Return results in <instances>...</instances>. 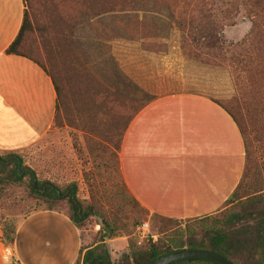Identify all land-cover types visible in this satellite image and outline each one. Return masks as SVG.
<instances>
[{
    "label": "rangeland",
    "instance_id": "obj_1",
    "mask_svg": "<svg viewBox=\"0 0 264 264\" xmlns=\"http://www.w3.org/2000/svg\"><path fill=\"white\" fill-rule=\"evenodd\" d=\"M25 5L32 29L26 33L20 50L54 75L63 89L66 110L61 106L59 124H55L37 144L16 152L0 153L3 158L21 163L26 174L20 183L6 185L0 196V233L5 243V256L10 260L8 264L17 263L7 236L13 237L20 219L48 208L68 216L72 214L66 200L50 204L44 198L32 194V177L38 182L53 184L60 190L75 189L83 208L91 206L92 209L87 211L89 216L83 217L78 227L84 247L101 239L105 240L106 245L114 239L116 243L113 246H123L124 242L119 240L125 239L134 245L135 240L138 242L136 227L142 222L149 223L150 234L155 236L156 241L160 239L163 244L171 247H175L176 243L171 241L177 239L179 234L183 233L180 239L185 240L189 230H193L200 239L199 218L173 219L174 229L161 232L162 219L147 213L124 190V180L113 151L119 138L116 126L121 114H130L132 108L147 102L146 96L138 100L130 98L134 93L147 92L148 81L170 83L171 88L162 91L221 93L220 103L228 106L232 98L237 96L232 70L226 65L204 64L181 54L179 47L184 33L161 0H30ZM99 11L105 13L96 15L95 12ZM250 27V20L240 14L233 26L224 29L221 36L223 43L230 45L239 42ZM90 44L92 49L103 45L110 53L114 52L126 61L132 75L134 71L141 72L143 80L141 87L129 83L123 90L130 98L124 101L119 100V97L109 99L105 105L107 110L95 114V119L88 116L94 110L89 111L92 105L87 98L75 94L77 90L88 87V78L85 75L77 78L78 72L72 63L76 61L81 66L83 64L85 69L92 72L82 54L83 46L90 47ZM164 48L169 53L160 56H151L143 51H159ZM139 65L145 69L131 68ZM88 132L109 138L112 147L107 146L105 149L97 137ZM252 153L249 167L244 172V182H253L257 174L258 179H261L264 174L260 169L264 157L253 147ZM12 164L9 169L13 167ZM5 176L6 173H0V178ZM114 206L131 217L129 224L132 223L131 219L138 222L130 238L126 233H121V236L108 240L110 234L106 235L100 215L103 214L111 221ZM218 216V213L211 214L204 223L211 225ZM146 241L155 242L150 238L145 239L140 245L136 243L137 247ZM124 255L119 248L116 255L111 254V261L117 262Z\"/></svg>",
    "mask_w": 264,
    "mask_h": 264
},
{
    "label": "crops",
    "instance_id": "obj_2",
    "mask_svg": "<svg viewBox=\"0 0 264 264\" xmlns=\"http://www.w3.org/2000/svg\"><path fill=\"white\" fill-rule=\"evenodd\" d=\"M25 8L23 0H0V153L37 144L55 125L57 95L50 76L33 60L5 53ZM93 48L90 44L81 51L91 71L109 89L130 98L123 90L129 83L141 87V72L132 75L126 61L103 45ZM143 51L151 56L169 53L166 48ZM167 88L170 83L148 81L147 92L130 98L146 96L147 102L122 136L117 152L121 175L149 214L176 220L214 214L227 206L243 179V139L219 103L221 93L162 91ZM12 238L19 264H75L82 246L79 229L58 211L30 213L20 219ZM114 240L107 243L111 254L119 248L126 254L127 240H119L121 247L113 246ZM8 262L1 234L0 264Z\"/></svg>",
    "mask_w": 264,
    "mask_h": 264
},
{
    "label": "trees",
    "instance_id": "obj_3",
    "mask_svg": "<svg viewBox=\"0 0 264 264\" xmlns=\"http://www.w3.org/2000/svg\"><path fill=\"white\" fill-rule=\"evenodd\" d=\"M23 1L25 4L30 2V0ZM161 1L167 6L174 22L184 33L181 39V51L184 56L204 64L226 65L232 70V80L237 96L232 98L228 106L222 105L220 101L219 103L233 118L243 139L246 171L253 155L252 147L255 151H259L261 157H264V0ZM25 7L18 34L5 53L24 56L33 60L50 76L57 95V107L54 117V122L57 125L59 124L61 106L66 110L63 89L54 75L47 71L40 62L20 50L26 33L32 29L27 6L25 5ZM102 13L105 12H95L96 15ZM240 14L250 20L249 32L239 42L226 45L222 41V33L226 27L235 24V20ZM68 43L71 44L70 41ZM72 63L74 70L78 72L77 78L83 75L88 78V87H83L81 91L77 90L75 94L82 95V98L86 97L92 105L89 111L94 110V113L88 114L91 119H95V114L101 113L104 109L107 110L105 105H107L109 99L119 97V100H126V98L118 96L106 87L92 72L85 69L82 63V66L76 61ZM98 97L101 100H97ZM143 106L144 103L132 108L130 114H121L120 116L119 124L117 123L116 126L119 135L118 143L113 150L117 166H119L117 152L120 148L122 136L134 115ZM88 133L94 135L95 138L97 137L96 139L99 141H95H98L105 149L107 146H111L109 138H101L98 134L92 132ZM11 163H13V167L9 169ZM260 169L264 172V161ZM0 173H6L4 178H0V196L6 185L20 183L26 175L23 172L21 163L1 156ZM261 176L262 178L258 179L259 174H257L253 182H244L243 178L237 191L229 199L227 208L216 212L220 216L214 220L213 224L204 223V220H207L210 215L199 218L201 223L199 227L201 232L199 233L202 236L200 239L197 238V234L193 230H189L186 232L188 236L185 240L180 239L183 237L182 233L179 234L177 239L171 241L176 243L175 247L163 244L160 239L155 242L146 241L137 247V241L135 240L134 245L136 247L131 242L128 243V253L114 263L111 261L112 251L108 252L105 240L101 239L88 247H84L82 243L80 256L75 264H147L168 253L183 249L215 252L234 264H264V174ZM123 184L124 190L130 193L125 182ZM30 190L32 194L44 198L50 204L66 200L72 212L71 216L67 215V217L77 229H79L82 218L89 216L87 211L92 209L91 206L83 208L76 197L75 189L60 190L53 184L38 182L35 177H32ZM132 199L134 203L140 205L134 197ZM46 210L55 211L52 208ZM147 213L149 212L147 211ZM118 214H121V216ZM152 215L162 219L161 232L174 229L173 225L176 219L165 218L157 214ZM100 216L105 226L106 235L112 233L113 238L121 236V233H126V236L130 238L138 223L131 219L132 223L129 224L131 217L118 208L114 209L111 221L103 214ZM3 233L5 235V232ZM7 239L11 244L13 243V238L9 235ZM197 263L218 264L199 259L174 264Z\"/></svg>",
    "mask_w": 264,
    "mask_h": 264
},
{
    "label": "water",
    "instance_id": "obj_4",
    "mask_svg": "<svg viewBox=\"0 0 264 264\" xmlns=\"http://www.w3.org/2000/svg\"><path fill=\"white\" fill-rule=\"evenodd\" d=\"M112 237L113 235L112 233H110V235L108 236V240H110ZM106 246L108 252H110L108 248L109 245L107 244ZM193 259L207 260L218 264H234L230 260L226 259L225 257L215 252L196 250V249H183V250L173 251L147 264H174L177 262L193 260Z\"/></svg>",
    "mask_w": 264,
    "mask_h": 264
},
{
    "label": "built area",
    "instance_id": "obj_5",
    "mask_svg": "<svg viewBox=\"0 0 264 264\" xmlns=\"http://www.w3.org/2000/svg\"><path fill=\"white\" fill-rule=\"evenodd\" d=\"M136 235V237L138 238V245H140L145 239L149 238L152 241H156L155 236L153 234H150V226L148 222H142L136 227Z\"/></svg>",
    "mask_w": 264,
    "mask_h": 264
}]
</instances>
